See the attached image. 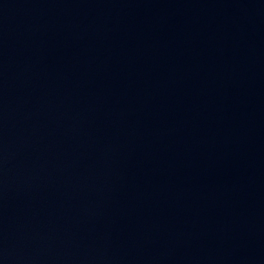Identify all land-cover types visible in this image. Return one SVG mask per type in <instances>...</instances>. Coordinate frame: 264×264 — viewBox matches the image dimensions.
Segmentation results:
<instances>
[{
    "label": "water",
    "instance_id": "95a60500",
    "mask_svg": "<svg viewBox=\"0 0 264 264\" xmlns=\"http://www.w3.org/2000/svg\"><path fill=\"white\" fill-rule=\"evenodd\" d=\"M0 264H264V0H0Z\"/></svg>",
    "mask_w": 264,
    "mask_h": 264
}]
</instances>
